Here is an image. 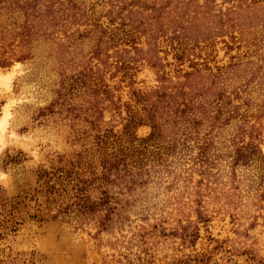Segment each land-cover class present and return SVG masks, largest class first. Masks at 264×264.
I'll return each instance as SVG.
<instances>
[{"label": "trees", "instance_id": "obj_1", "mask_svg": "<svg viewBox=\"0 0 264 264\" xmlns=\"http://www.w3.org/2000/svg\"><path fill=\"white\" fill-rule=\"evenodd\" d=\"M1 1H8L11 11L22 14L13 41L28 50L15 58L18 61L29 58L35 39H48L57 31L69 44L93 39L91 60L97 62L78 73L75 82L78 87L90 86L94 114L99 103L107 101L108 111L121 125L118 134L110 127L96 137L90 154H97V164L87 159L85 150L74 162L42 173L46 191L34 219L69 218L79 225L93 222L95 238L114 236L128 221V201L120 198L123 191L129 193L147 184L158 173L155 167L169 171L176 160L187 161L189 176L199 177L193 200L196 223L209 222L202 201L221 178H226L230 191L239 190L243 182L238 177L240 169L254 168L257 182L253 185L264 201V154L259 149L264 138V0H222L219 7L216 0H104L107 10L101 18L105 25L76 0ZM75 26L85 29L69 33ZM218 39L227 52H237L229 56L227 64L210 68L206 61L200 65L190 58L195 49ZM160 41L166 43L177 66L172 76L165 70L169 64H162L157 55ZM109 51L118 55L113 63H109ZM7 53L0 52V68L14 60L13 52L11 56ZM137 62L154 71V89L142 92L133 88ZM185 63L187 69L183 70ZM111 67L114 72H109ZM106 73H110V81L121 73L117 86L103 84ZM121 83L128 88L126 101L115 96ZM98 120L97 115L92 124L96 126ZM139 126L150 128L144 139L134 134ZM163 223L141 226L131 239L136 237L138 244L147 247L155 238H177L181 246L193 247L199 238L198 228L190 229V221L170 232ZM117 243L114 238L110 248L116 249ZM152 246L141 251L143 258L135 255V260L126 248V253L118 252L114 264H152L147 259H153L147 254L154 251ZM114 257L110 255L111 260L102 264H112ZM191 262L204 263L193 258L175 264Z\"/></svg>", "mask_w": 264, "mask_h": 264}, {"label": "rangeland", "instance_id": "obj_2", "mask_svg": "<svg viewBox=\"0 0 264 264\" xmlns=\"http://www.w3.org/2000/svg\"><path fill=\"white\" fill-rule=\"evenodd\" d=\"M76 1L105 25L101 18L107 10L104 0ZM221 1L216 0L217 7ZM7 4L8 1L0 2V52H8L6 56L13 52L14 60L0 68V264H102L110 261L112 254L114 264L118 252L124 254L127 248L130 259L135 260V255L143 258L141 251L151 245L154 251L147 254L153 259H147L152 264H175L193 258L202 259L203 264H264V201L259 198L261 191L253 185L257 182L254 168L238 171L243 182L235 193L230 191L226 178L212 186L214 192L202 201V212L209 219L206 224L196 223L193 200L199 177L189 176L185 160H176L169 171L155 167L158 173L147 184L129 193L123 191L120 198L128 201V221L115 237L102 234L95 238L97 229L93 222L79 225L69 218L38 221L32 217L37 206H43L46 177H41L42 173L64 162H74L75 156L85 150L89 152L87 159L97 164V154H90L94 152L96 137L110 127L118 134L121 125L108 111L107 101L100 102L99 111L94 114L90 86L78 87L75 82L78 73L86 72L97 62L91 60L93 39L69 44L57 31L48 39H35L29 58L18 61L15 58L28 50L18 46L16 39L13 41L23 18ZM76 28L81 32L85 29L71 27L69 33ZM159 50L157 55L162 64H169L165 70L172 76L177 67L172 53L163 41ZM243 51L242 48L239 53ZM108 53L112 56L109 63H113L118 55ZM236 53L227 52L218 39L212 45L195 49L190 58L200 65L206 61L214 68L227 64L229 56ZM186 66L187 63L183 64L182 69ZM135 67L133 88L142 92L154 89V71L144 62H137ZM111 71L114 72L113 67ZM109 75L104 74L103 84L117 86L121 73L111 81ZM125 86L121 83L115 91L122 101L128 99ZM97 115L95 126L92 121ZM149 133L148 126L134 130L139 139ZM259 149L264 154V138ZM227 195L230 197L226 198ZM159 221L165 222L166 232L190 221V229L198 228L199 238L193 247L181 246L177 238H155L149 240L147 247L138 244L136 237L131 239V234H137L141 226ZM114 238L118 243L116 249H111Z\"/></svg>", "mask_w": 264, "mask_h": 264}]
</instances>
